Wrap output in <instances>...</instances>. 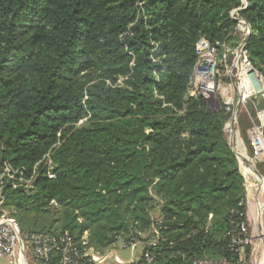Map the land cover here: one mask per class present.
I'll list each match as a JSON object with an SVG mask.
<instances>
[{"label": "trees", "instance_id": "16d2710c", "mask_svg": "<svg viewBox=\"0 0 264 264\" xmlns=\"http://www.w3.org/2000/svg\"><path fill=\"white\" fill-rule=\"evenodd\" d=\"M246 2L238 12L250 27L244 50L264 80V0ZM242 5L0 0V173L8 163L35 190L27 195L4 178L1 192L22 232L68 231L77 240L87 232L98 252L140 240L130 264H248L249 247L240 262L229 246L235 213L246 211L223 130L229 114L186 96L196 40L235 46L230 11ZM257 100L259 109L249 108L264 136ZM238 124L253 156L254 125L245 116ZM255 163L264 176V156Z\"/></svg>", "mask_w": 264, "mask_h": 264}, {"label": "built area", "instance_id": "2783aa9c", "mask_svg": "<svg viewBox=\"0 0 264 264\" xmlns=\"http://www.w3.org/2000/svg\"><path fill=\"white\" fill-rule=\"evenodd\" d=\"M244 5L243 3L242 6L230 11V16L237 21L238 42L235 46L223 44L221 48H218L204 36H200L196 40L194 45L195 60L186 90V96L202 98L210 109L222 107L229 114L223 130L229 141L236 140L237 142L239 110H244L248 102L254 104L255 100L264 99V80L253 67L244 50V39L250 32L249 25L243 18L238 16V12L244 8ZM259 82L261 86L257 87L256 85ZM257 117L262 121L264 110H259ZM240 143L242 142L240 141ZM251 143L254 155L248 156L245 150L244 153L254 164L257 158L264 156V136L259 125L254 126ZM242 147L244 148V146ZM44 159L49 164L51 163L48 156H45ZM238 165L241 171L242 163ZM247 166L251 168L250 163ZM52 168L53 166L48 167L47 175L49 178L55 177ZM17 172V180L20 183L15 182ZM241 174L244 177L242 172ZM23 175L24 172L13 170L8 163H4L0 173V260L6 258L9 264H108L107 261L109 260L114 264H130L135 261L133 253L136 248L141 247L142 251L143 244L140 240L130 243L121 240V247L129 249L131 256L130 263H124L116 255L115 245L103 252H98L93 247L88 246L87 232H84L79 240L75 239L68 231L61 234L22 232L15 218L3 207L4 199L1 189L3 179L6 178L10 180L13 187L22 186L27 195H32L35 190L29 183V179H24ZM244 186L247 189L248 183L245 177ZM256 204H261L263 206L262 210L264 209V200L257 201ZM235 214L241 219L232 224L228 232L229 246L238 256V260L242 262L246 258L245 249L251 243V234L247 224V211L244 215L242 213ZM242 216H245V219ZM151 232L156 236L157 232L154 228ZM154 235L152 240L148 242L149 244H154ZM27 250L32 252L31 257L26 255ZM143 257L147 262L153 259V256L148 252H144ZM191 264L231 263L224 259L202 257L194 259Z\"/></svg>", "mask_w": 264, "mask_h": 264}, {"label": "rangeland", "instance_id": "374dc122", "mask_svg": "<svg viewBox=\"0 0 264 264\" xmlns=\"http://www.w3.org/2000/svg\"><path fill=\"white\" fill-rule=\"evenodd\" d=\"M260 103L259 100H257L256 102H254L255 107L253 106V108L255 109H259L257 108L256 104L258 105ZM243 116L246 117V119L248 121H250L251 123H253V125L257 126L256 124V119L255 117H252L251 112H250V108H249V102L245 105L244 110H239L238 112V120L240 118H242ZM240 128V129H239ZM239 130H241V127H239V124L237 125V134H238V142L235 140L233 141V144L235 146L236 151L239 152L241 144H243L242 146H244L243 150H245V152L248 153V150L246 149V146L244 144V142L242 141V139L240 138V134H239ZM254 130V128H253ZM247 132V130H246ZM242 143H240V141ZM241 156H244L250 163V165L252 167H255L256 170L258 171V173L262 176V174L259 172L260 170L257 169L256 163L254 161V164H252V162L249 160L250 158L248 156H246L245 153H240ZM243 163V162H242ZM250 168V167H249ZM248 167L246 168V166L244 164H242L241 167V172L244 174V177L248 183L247 189H245V197H244V203L246 206V211H247V224H248V229L250 231L251 234V243L247 246L249 247L250 253L248 256V259L246 261V263L248 264H255L256 263V257H257V244L260 242L259 239V234L254 232V226L256 224V220H255V212H256V206L254 204H256V202H261L262 200H264V189L261 188L260 183L258 180L254 179V177L250 174V172L248 171ZM264 179V176H262ZM264 182V180H262ZM261 191V192H260ZM259 192V193H258ZM256 196V197H255ZM247 199V201H246ZM260 199V200H259ZM246 201V202H245ZM157 212L156 210L152 213V216H156ZM260 226L262 227V233H264V209L262 210L261 214H260V220H259ZM18 224V222H17ZM152 233V232H151ZM144 237V236H143ZM153 238V235L152 237ZM122 239L117 240L114 245H115V253L116 255L124 262V263H130L131 260V256L129 253V249L127 248H122V243H121ZM141 247L136 248V251L133 253L134 259L136 260V258H138L140 256V249ZM26 255L28 257H31L32 252L30 250H27ZM108 264H114L113 262H111L110 260L107 261ZM0 264H5V260L1 259L0 260Z\"/></svg>", "mask_w": 264, "mask_h": 264}, {"label": "bare ground", "instance_id": "6f19581e", "mask_svg": "<svg viewBox=\"0 0 264 264\" xmlns=\"http://www.w3.org/2000/svg\"><path fill=\"white\" fill-rule=\"evenodd\" d=\"M242 164H244V163H242ZM245 166H246V168L248 167L247 165H245ZM248 171L254 177V179L259 181L261 188L264 189V182L257 177V175L253 172V170L251 168L248 167ZM262 208H263V206H261V204H259V205L256 204V212H255L256 224L254 226V232L259 234L258 236H259L260 242L257 244V257H256V263L255 264H264V239L262 238V234H261L262 231L259 228V220H260V214H261Z\"/></svg>", "mask_w": 264, "mask_h": 264}, {"label": "water", "instance_id": "95a60500", "mask_svg": "<svg viewBox=\"0 0 264 264\" xmlns=\"http://www.w3.org/2000/svg\"><path fill=\"white\" fill-rule=\"evenodd\" d=\"M242 1H243V3L246 5V3H247L246 0H242ZM248 35H249V33H248ZM248 35H247V37L244 39V45H245L246 42H247ZM229 146H230V148L232 149V151L235 153V155H236V157H237L238 164H240L241 162H243L245 165H249V162L247 161V159H246L245 157L241 156L240 153H238V151H236L235 146H234L232 140L229 141ZM251 169H252L253 172L257 175V177H258L259 179L264 180L263 177L258 173V171L256 170L255 167H252V166H251ZM259 228H260V230L262 231V227L260 226V223H259ZM261 234H262V238L264 239V233H261Z\"/></svg>", "mask_w": 264, "mask_h": 264}, {"label": "crops", "instance_id": "0c3cea01", "mask_svg": "<svg viewBox=\"0 0 264 264\" xmlns=\"http://www.w3.org/2000/svg\"><path fill=\"white\" fill-rule=\"evenodd\" d=\"M3 260H5V264H9V262L6 258H3Z\"/></svg>", "mask_w": 264, "mask_h": 264}]
</instances>
